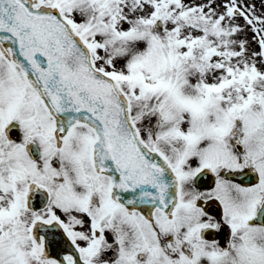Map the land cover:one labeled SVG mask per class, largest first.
<instances>
[{
	"label": "snow or ice",
	"instance_id": "6c2138e0",
	"mask_svg": "<svg viewBox=\"0 0 264 264\" xmlns=\"http://www.w3.org/2000/svg\"><path fill=\"white\" fill-rule=\"evenodd\" d=\"M0 264H264V0H0Z\"/></svg>",
	"mask_w": 264,
	"mask_h": 264
}]
</instances>
